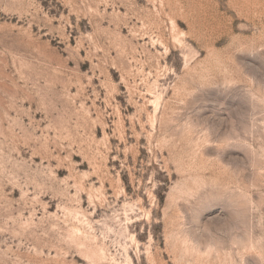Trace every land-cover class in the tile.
<instances>
[{
  "label": "rangeland",
  "instance_id": "374dc122",
  "mask_svg": "<svg viewBox=\"0 0 264 264\" xmlns=\"http://www.w3.org/2000/svg\"><path fill=\"white\" fill-rule=\"evenodd\" d=\"M0 264H264V0H0Z\"/></svg>",
  "mask_w": 264,
  "mask_h": 264
}]
</instances>
